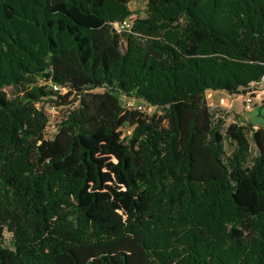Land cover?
I'll list each match as a JSON object with an SVG mask.
<instances>
[{"label":"trees","instance_id":"trees-1","mask_svg":"<svg viewBox=\"0 0 264 264\" xmlns=\"http://www.w3.org/2000/svg\"><path fill=\"white\" fill-rule=\"evenodd\" d=\"M139 1L0 0V264H264V0Z\"/></svg>","mask_w":264,"mask_h":264},{"label":"rangeland","instance_id":"rangeland-1","mask_svg":"<svg viewBox=\"0 0 264 264\" xmlns=\"http://www.w3.org/2000/svg\"><path fill=\"white\" fill-rule=\"evenodd\" d=\"M145 4L139 0H129V9L136 14V16L144 17ZM8 95L12 96L11 88H6ZM93 92H102V90H95ZM251 99L250 108H245V99ZM206 100L212 113L215 117L223 118L225 126L236 123L238 125L250 124L258 127L262 124V117L264 116V82L258 85H252L248 89L241 92L239 95H229L223 91H211L206 93ZM121 104L132 103L131 99L120 98ZM135 105L128 106L130 110H136L146 115H151L155 112L154 109L146 106L142 102L135 101ZM141 105V110L134 108ZM45 112L48 116V126L45 130V138L51 139L56 133L57 124L61 120L63 114L67 110L64 108H53L49 104H44ZM10 242L9 236L4 237L3 245L8 246Z\"/></svg>","mask_w":264,"mask_h":264},{"label":"built area","instance_id":"built-area-1","mask_svg":"<svg viewBox=\"0 0 264 264\" xmlns=\"http://www.w3.org/2000/svg\"><path fill=\"white\" fill-rule=\"evenodd\" d=\"M131 26H132V22L130 19H125L124 21L122 22H118L116 24H114V29L116 30L117 33H120L122 31H129L131 29ZM264 82V79H262V81L260 83H263ZM260 83H257L256 85L260 84ZM52 89L54 91H57L59 93H64L65 92V89H62V88H59L58 86L56 85H52ZM135 101H132V103H127L126 104V108L128 110H130L128 108V106L131 107V105H135L134 104ZM245 108L246 109H249L250 108V103H251V99L248 97L247 99H245ZM134 108L138 109V110H141L142 106L141 105H138V106H135Z\"/></svg>","mask_w":264,"mask_h":264}]
</instances>
